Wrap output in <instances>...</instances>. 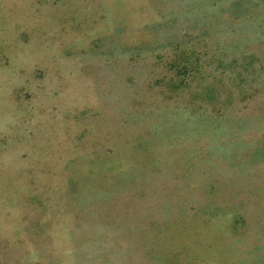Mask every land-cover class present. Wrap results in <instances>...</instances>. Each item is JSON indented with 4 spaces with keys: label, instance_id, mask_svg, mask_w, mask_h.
Returning <instances> with one entry per match:
<instances>
[{
    "label": "rangeland",
    "instance_id": "374dc122",
    "mask_svg": "<svg viewBox=\"0 0 264 264\" xmlns=\"http://www.w3.org/2000/svg\"><path fill=\"white\" fill-rule=\"evenodd\" d=\"M0 264H264V0H0Z\"/></svg>",
    "mask_w": 264,
    "mask_h": 264
}]
</instances>
